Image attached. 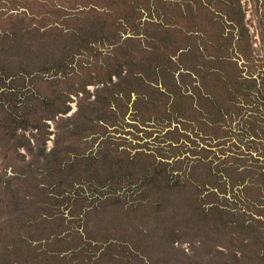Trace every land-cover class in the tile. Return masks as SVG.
Here are the masks:
<instances>
[{"label": "rangeland", "instance_id": "rangeland-1", "mask_svg": "<svg viewBox=\"0 0 264 264\" xmlns=\"http://www.w3.org/2000/svg\"><path fill=\"white\" fill-rule=\"evenodd\" d=\"M59 1L0 37V257L62 211L95 243L67 264H264V0Z\"/></svg>", "mask_w": 264, "mask_h": 264}, {"label": "trees", "instance_id": "trees-1", "mask_svg": "<svg viewBox=\"0 0 264 264\" xmlns=\"http://www.w3.org/2000/svg\"><path fill=\"white\" fill-rule=\"evenodd\" d=\"M130 4V10L120 14V18L116 19L123 29L124 35L129 32L133 33L134 29H136L135 25L137 22L135 16L143 11V9L136 6V3L131 1ZM149 7L151 6L149 5ZM63 11L64 5L59 0H0V37L14 35L13 25L16 21H24L28 26L26 31H36L38 35H44L52 28H55L56 32L60 33L63 29L60 25L64 24V17L61 16ZM48 25L51 28H48ZM137 28H139V26ZM6 68L7 66L1 65L0 59V77H2L0 89H3V91L6 90V86L10 85V79L8 73H6ZM120 72V68L113 69L108 76L111 78L113 75L119 74ZM5 92L7 93V91ZM125 129L129 130L130 128L124 127L123 130ZM128 140L129 138H126V141ZM171 158L174 160L176 157ZM61 215L62 216L57 219V222L51 225L53 229L48 236L34 238L31 237L32 235H26V237H23V242L14 243V247L22 245L25 246L24 248L28 246L29 249L28 251L21 252L23 248H18L16 252L10 253L8 256L3 254L0 258L5 260H3L1 264H67L66 262L68 259H75L79 251L83 249H92L95 243L92 241L87 242V240L84 239L82 233L76 228L73 217L64 215L62 211ZM42 219V224L44 225L50 222L47 217H43ZM34 223H38V221ZM25 224L29 225L27 222H25ZM75 237H78L77 246L71 244V241H73ZM91 252L97 253L94 250ZM84 254H86V252ZM11 255L18 256L16 258H10L11 261H9V258L6 257ZM91 255L92 254L89 256ZM6 260H8V263ZM82 262L87 263L88 261L83 259ZM92 262L93 261H91V263Z\"/></svg>", "mask_w": 264, "mask_h": 264}, {"label": "flooded vegetation", "instance_id": "flooded-vegetation-1", "mask_svg": "<svg viewBox=\"0 0 264 264\" xmlns=\"http://www.w3.org/2000/svg\"><path fill=\"white\" fill-rule=\"evenodd\" d=\"M234 1L235 0H190L189 9L194 12L196 11L197 8H199V6L200 7L204 6L205 12L220 14L221 12H227L229 5ZM260 79L262 78L260 77ZM262 88H264L263 85L257 86L258 92L256 94L260 93ZM262 98L264 99V96H262ZM261 103L264 104V102Z\"/></svg>", "mask_w": 264, "mask_h": 264}]
</instances>
